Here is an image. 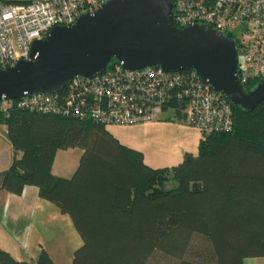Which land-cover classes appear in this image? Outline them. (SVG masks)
Masks as SVG:
<instances>
[{
	"label": "trees",
	"instance_id": "16d2710c",
	"mask_svg": "<svg viewBox=\"0 0 264 264\" xmlns=\"http://www.w3.org/2000/svg\"><path fill=\"white\" fill-rule=\"evenodd\" d=\"M187 103L174 99L163 111L186 121ZM233 108L232 129L205 133L197 152L154 166L93 116L0 106L14 149L0 189L35 185L71 216L83 238L73 264H244L264 256V100ZM69 147L83 149L78 166L58 175L54 159ZM0 264L57 263L44 246L36 259L0 246Z\"/></svg>",
	"mask_w": 264,
	"mask_h": 264
},
{
	"label": "built area",
	"instance_id": "2783aa9c",
	"mask_svg": "<svg viewBox=\"0 0 264 264\" xmlns=\"http://www.w3.org/2000/svg\"><path fill=\"white\" fill-rule=\"evenodd\" d=\"M107 0H0V68L32 59V43L57 24L72 25ZM179 27L204 23L233 37L241 84L264 78V0H172ZM187 99L186 122L203 134L230 130L233 102L193 67L130 68L117 61L93 76L74 75L61 89L0 99L2 108L20 107L81 117L107 125L154 122L165 103Z\"/></svg>",
	"mask_w": 264,
	"mask_h": 264
},
{
	"label": "water",
	"instance_id": "95a60500",
	"mask_svg": "<svg viewBox=\"0 0 264 264\" xmlns=\"http://www.w3.org/2000/svg\"><path fill=\"white\" fill-rule=\"evenodd\" d=\"M172 0H107L72 25L57 24L32 43V59L0 68V99L61 89L74 75L93 76L112 58L124 66L196 68L231 101L253 110L264 100V78L246 91L233 37L204 23L179 27Z\"/></svg>",
	"mask_w": 264,
	"mask_h": 264
},
{
	"label": "rangeland",
	"instance_id": "374dc122",
	"mask_svg": "<svg viewBox=\"0 0 264 264\" xmlns=\"http://www.w3.org/2000/svg\"><path fill=\"white\" fill-rule=\"evenodd\" d=\"M239 57L241 60L243 55L239 54ZM167 115H171V118L167 117ZM173 115L174 110L169 109L167 112L160 113L158 118L159 120L170 119L176 122L182 121L174 119ZM182 122L185 123L186 121ZM108 127L123 138L139 139L147 144L162 143V140L157 141L155 137L149 135L150 130L147 129L148 127H133L129 125H108ZM8 140L9 138L6 131L0 127V146L9 151V153L6 154L2 153L6 158L12 157L13 153ZM168 149L169 148L165 146L162 148H154L150 150L149 154L159 159V165L161 166L163 165L162 159L165 158L167 153L169 154ZM1 158L3 157H0V159ZM1 162L2 161H0V163ZM0 165V167H3L6 164ZM5 207L7 208L8 206L6 205ZM13 207L14 206H12L11 209L4 208L5 213L0 210V216L4 213V220L0 223V246L8 247L6 249L9 250L11 249L17 258L36 259L42 249V247H40V243H42L54 257L57 264H73L74 251L82 243L83 238L68 213L62 212L55 204L48 206L40 205V208L35 212V217L31 214L26 216V213L21 216L22 225L19 227L21 231L15 232L14 215L12 213L16 211ZM29 234L30 237L28 241L22 238ZM167 261L168 260H166L165 264H168Z\"/></svg>",
	"mask_w": 264,
	"mask_h": 264
},
{
	"label": "crops",
	"instance_id": "0c3cea01",
	"mask_svg": "<svg viewBox=\"0 0 264 264\" xmlns=\"http://www.w3.org/2000/svg\"><path fill=\"white\" fill-rule=\"evenodd\" d=\"M170 116L171 115H167V117H170ZM129 126L148 127L147 129L150 130V134H149L150 136L155 137L157 141L162 140L161 144L160 143L147 144L145 142L140 141L139 139L123 138L121 137V135L111 130L123 142L133 147H136L138 149H141L145 154L146 161L149 164L154 165V166H160L159 165L160 161L159 159H156L152 155L149 154L151 149L158 148V147L162 148L164 146L169 148L168 149L169 154L167 153L165 158L162 159L163 165L161 166L172 165V164L179 162L183 158V155L186 151L197 152L199 148V141L202 136V133L200 132V130L196 128L195 126L188 124L186 122L183 123L182 121H177V122L171 121L170 119L159 120L158 118L154 122L131 124ZM0 127H2V129L6 131L7 136H8L7 124L0 123ZM8 141L10 143L9 145L12 147V150H13L12 157L6 158V156H3L2 153L6 154V153H9V151L0 146V157H3L0 159V161H2L0 164H6L3 167H0V170L7 168L13 159V155H14L13 144L10 138ZM82 153H83V149L78 148V147H69V148L59 149L54 159V163H53L54 173L58 175L71 176L78 166ZM52 204H55V203L40 196L39 189L35 185L26 186V188L21 194H15V193L0 189V207H1L0 210L4 212L5 209L7 208L11 209L12 206H14L13 208L16 211L15 213H12L14 215L15 232H18L20 230L19 227L22 225L21 216H23L24 213H26V216H29V214H31L35 217V212H37L38 208H40V205L48 206ZM6 205L8 206L7 208L5 207ZM3 215L0 216V220H1L0 223L4 220ZM29 237H30V234L22 238L23 239L25 238L26 241H28ZM42 246L44 245L40 243V247ZM4 248H8V247H4ZM32 259H35V258H32ZM244 264H264V256H248L244 259Z\"/></svg>",
	"mask_w": 264,
	"mask_h": 264
}]
</instances>
